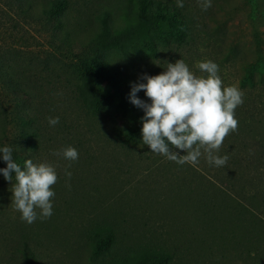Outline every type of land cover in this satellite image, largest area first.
<instances>
[{"label":"rangeland","instance_id":"374dc122","mask_svg":"<svg viewBox=\"0 0 264 264\" xmlns=\"http://www.w3.org/2000/svg\"><path fill=\"white\" fill-rule=\"evenodd\" d=\"M9 1L0 4V148L10 146L22 169L27 159L51 164L58 179L52 186V216L41 220L37 209L38 218L29 225L12 203L15 174L12 182L0 174V264H95L88 258L95 228L99 234L114 230L105 256L124 259L126 254L132 264L137 256L161 254L168 256L161 264H264V15L259 4L212 0L203 11L202 0H183L189 35L155 40L148 50H121L95 44L93 18L125 0H67L52 17L44 7L47 0ZM81 56L126 67L135 83H145L142 76L159 75L179 59L197 77L207 75L198 62L216 63L223 85L244 93L235 109L238 129L217 153L228 155L226 165H210L205 155L195 166L177 164L151 152L141 129L128 139L119 136L97 112L86 110L76 91ZM9 86L34 92L36 108L30 113L38 115L36 128L45 137L17 120ZM55 117L59 123L50 126ZM69 146L78 151L76 161L53 155ZM6 166L0 158V169ZM20 226H25L26 246ZM24 246L34 258L19 255Z\"/></svg>","mask_w":264,"mask_h":264},{"label":"clouds","instance_id":"9594fccd","mask_svg":"<svg viewBox=\"0 0 264 264\" xmlns=\"http://www.w3.org/2000/svg\"><path fill=\"white\" fill-rule=\"evenodd\" d=\"M183 6V0H177V7ZM211 7L212 0H202L203 11ZM197 67L207 75L197 77L182 59L167 63L166 70L161 74L144 75L141 79L145 83L132 84L129 100L144 111L142 141L151 152L180 165L188 163L194 166L205 155L210 165L223 167L229 157L217 153L225 138L238 129L235 109L243 104L244 93L235 85H223L218 65L213 61L198 62ZM140 91L150 103L137 98L136 94ZM48 123L56 126L59 117L50 118ZM173 148L186 154L179 155ZM53 155L76 161L79 154L69 146L62 152H53ZM0 158L7 165L0 169L4 179L12 182L15 174L12 203L21 213V219L31 225L38 218L37 209L40 210L41 220L50 218L53 214L51 200L55 196L52 186L58 179L55 168L49 163L34 164L27 159L22 169L13 159L10 146L0 148ZM65 175L70 178L72 174L66 170Z\"/></svg>","mask_w":264,"mask_h":264},{"label":"trees","instance_id":"16d2710c","mask_svg":"<svg viewBox=\"0 0 264 264\" xmlns=\"http://www.w3.org/2000/svg\"><path fill=\"white\" fill-rule=\"evenodd\" d=\"M255 1L264 15V0H253L254 3ZM1 2L6 4V0H0V4ZM9 2L8 0V6ZM183 3L184 6L180 8L177 7L175 0H125L124 3L121 1L114 11L106 10L94 15L93 22L97 26L95 44L102 49L133 50L141 47L148 50L155 40H164L169 36H181V34L189 35L191 29L188 26V9L185 2ZM66 4L67 0H47L44 7L48 15L52 17L57 16ZM16 7L19 6L16 5ZM87 59L81 56L77 61L79 82L76 85V91L84 107L89 112H97L116 128L119 136L128 139L134 130L142 129L144 116L143 109L134 106L129 100L131 85L135 83L133 78L126 72V67L115 63L99 64L95 57L90 61ZM9 87L12 89H9V100L16 112L17 120H20L22 124L33 125L36 137L41 134L45 137L44 132L39 133V128H36L38 115L34 112L30 113V110L36 108L34 92H29L30 89L25 91L21 87L14 89ZM136 95L145 103H150L143 98L141 91ZM30 98L33 100L31 101ZM36 144L39 145V141H36ZM224 147H227L224 150H228L229 146ZM24 231L25 226H20V234L24 237L22 242L26 239ZM113 233L112 229H107L100 234L99 228L92 229L93 239L90 242L91 251L88 256L90 262L99 264L98 258L100 255L105 256L103 251L111 244ZM24 245L26 246V242ZM25 246L22 250L20 248L18 250H20L19 255H24L27 261L34 258V254L29 249V257ZM123 255L124 259H117L112 255L105 256L108 259H104L103 264H132L131 259H128L126 254ZM140 256H137L139 258L133 261L135 262L133 264H161L168 259V256L163 254L151 259L145 258V260Z\"/></svg>","mask_w":264,"mask_h":264}]
</instances>
